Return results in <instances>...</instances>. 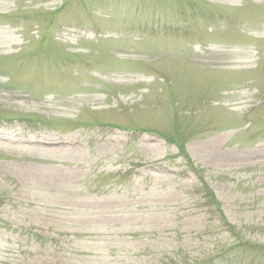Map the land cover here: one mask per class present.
Masks as SVG:
<instances>
[{"label":"rangeland","instance_id":"374dc122","mask_svg":"<svg viewBox=\"0 0 264 264\" xmlns=\"http://www.w3.org/2000/svg\"><path fill=\"white\" fill-rule=\"evenodd\" d=\"M0 264H264V0H0Z\"/></svg>","mask_w":264,"mask_h":264},{"label":"bare ground","instance_id":"6f19581e","mask_svg":"<svg viewBox=\"0 0 264 264\" xmlns=\"http://www.w3.org/2000/svg\"><path fill=\"white\" fill-rule=\"evenodd\" d=\"M42 145H45V146H48V147H53V148H63L62 146H63V144H61V143H58V144H56V143H49V142H44V144H42Z\"/></svg>","mask_w":264,"mask_h":264}]
</instances>
